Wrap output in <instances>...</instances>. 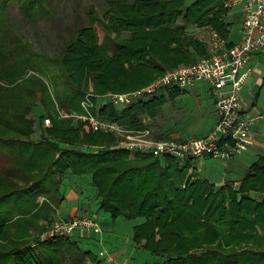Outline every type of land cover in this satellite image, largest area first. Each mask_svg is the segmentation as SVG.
<instances>
[{
  "label": "trees",
  "instance_id": "16d2710c",
  "mask_svg": "<svg viewBox=\"0 0 264 264\" xmlns=\"http://www.w3.org/2000/svg\"><path fill=\"white\" fill-rule=\"evenodd\" d=\"M187 1L108 0L102 17L92 5L90 26L77 21L54 56L34 49L11 15L16 5L31 22L50 18L52 0H0V237L43 204H60L73 179L93 184L99 209L113 220L143 218L134 245L161 258L144 264H264V155L238 186L217 185L198 176L195 159L129 151L114 134L56 111L58 104L81 113L87 93L135 90L207 57L208 43L188 28L211 27L227 38L230 0ZM184 92L171 90L170 99ZM99 97V116L130 126L155 117L167 101L159 95L120 106ZM81 241L57 236L1 247L0 264H111Z\"/></svg>",
  "mask_w": 264,
  "mask_h": 264
},
{
  "label": "built area",
  "instance_id": "2783aa9c",
  "mask_svg": "<svg viewBox=\"0 0 264 264\" xmlns=\"http://www.w3.org/2000/svg\"><path fill=\"white\" fill-rule=\"evenodd\" d=\"M241 2L244 19L241 40L238 43L230 47L215 45L207 57L167 70L147 85L133 91L111 92L102 97L87 93L81 102V113L58 110L60 116L87 122L95 132L116 135L118 147L155 157H173L180 163L200 157L230 161L241 156L255 142V133L251 127L255 117L244 111L240 91L250 73L243 69L253 54L264 49V0ZM197 82L210 85L218 115L215 127L203 136L164 137L147 124L130 126L118 120L103 118L95 111V97L103 98L114 105H129L151 97L167 95L168 90L173 88L191 87ZM44 125L49 127L51 119L46 118ZM77 230L102 234L99 221L88 214H82L69 221L55 222L44 237L73 236ZM99 255L114 261L113 256L106 250H101Z\"/></svg>",
  "mask_w": 264,
  "mask_h": 264
},
{
  "label": "rangeland",
  "instance_id": "374dc122",
  "mask_svg": "<svg viewBox=\"0 0 264 264\" xmlns=\"http://www.w3.org/2000/svg\"><path fill=\"white\" fill-rule=\"evenodd\" d=\"M192 1L193 0H188L187 3L189 4ZM92 5L95 6L98 17H102L109 7L108 0H52L54 13L50 18H38L36 21L31 22L21 14L16 5L13 6L11 15L19 31L24 34L25 38L31 43L34 49L44 50L50 55L57 56L65 42L72 36L77 21H80L84 26H90V19L87 12ZM239 8L240 4H235V9L238 10ZM198 31L199 29L196 26H190L188 28L189 36L196 37L200 35ZM128 34L127 32H123L122 35L128 36ZM194 98L197 101L202 99L197 97L194 92L188 91L177 100L167 102L161 108L159 115L156 118L149 119V122L154 123L151 125L157 129L168 128L171 131H173L176 126L182 127L185 123L183 126L184 131L181 133V136L190 137L202 135L205 131L204 127H201L203 124L200 123L195 125L194 121L189 120L188 117L184 116V112L179 110L180 107L185 109L194 108ZM56 109L59 117L61 116L58 110L67 113L75 112L61 109L58 104H56ZM117 141L118 139L116 136V143ZM196 168L199 177L210 178L209 180H212L211 176H214L216 172H221L224 166L223 163L218 160L199 158L196 161ZM62 190L65 197H67V204L78 207L85 205L86 209L90 212L88 215L98 220L101 224L102 234L92 235L93 233L91 234V232L76 231L73 237L81 238L83 246L92 249L97 254H99L101 250L108 251L113 256L114 261L106 260V263L144 264L146 262L157 263L161 261L160 257L134 245V226L142 222L143 218L131 220L125 217H119L113 220L109 213L99 209L93 184H83L79 187V184L77 185L73 179H67ZM72 190H75L78 196L76 193L75 197L70 196ZM254 195L258 196L256 194ZM44 202L45 200L43 198L39 199V205H42ZM67 204L64 206L66 207ZM59 205V203H55L52 204L51 207H47L43 204L39 210L24 218L25 220L23 222H18L10 227V232L12 233L9 232L6 237H0V248L4 247L5 249H10L17 243L33 242L38 238L40 241L53 238H45L44 236L55 222L61 220L69 221L58 218L56 210ZM81 210L83 211L84 208ZM83 213L85 212H81L80 214ZM19 239L20 242L15 241Z\"/></svg>",
  "mask_w": 264,
  "mask_h": 264
},
{
  "label": "crops",
  "instance_id": "0c3cea01",
  "mask_svg": "<svg viewBox=\"0 0 264 264\" xmlns=\"http://www.w3.org/2000/svg\"><path fill=\"white\" fill-rule=\"evenodd\" d=\"M238 3L240 4V8L237 10L235 9V4L237 5ZM228 7L229 12L226 20L229 23V34L227 38L218 37L216 32L211 27L200 28L196 26L199 29L198 32L200 33V35L196 37H199L200 39L208 43L210 52L215 45L221 47H230L241 40V29L244 19V15L242 12V2L241 0H230L228 3ZM244 70H249L250 73L245 84L241 88L240 96L244 111L255 117V121L251 126L252 130L255 133V142L253 146H251L244 154L238 157H234L230 161L214 159L222 162L224 166L221 172H216L214 176H211L212 180L210 181L216 183L217 185H222L228 180H235V185L238 186L240 183L239 180L241 179V176L243 175L247 167H249L258 158L259 155H264V49L257 51L252 55L249 63L243 69V71ZM177 89L179 88L170 89L168 90V94L164 95L165 99L167 100L166 103L177 100L181 95L185 94L188 91H192L195 93V95H197V97L202 98L199 101H197L195 98L193 99L195 102L193 104L195 105L194 108L185 109L183 107H180L179 110L184 112V116L188 117L189 120L194 121L195 125L202 123L203 126L201 127H204L205 131L200 136L206 135L215 127L218 121V115L216 112L214 98L210 90V85L206 82H197L191 87L180 89L185 90V92L177 96L174 100H171L170 91ZM159 113L160 111L155 117H144L142 123L153 127L151 124L154 123L149 122V119L151 120L152 118H156ZM184 125L185 123L182 125V127L176 126L173 131L168 128H153L160 136L168 135L175 137H184L181 136V133H183L184 131ZM200 158L213 159L210 157ZM198 159L199 158L195 159V164ZM75 193L76 191L72 190L70 196L75 197ZM65 204H67V197H65L57 207L56 213L59 219L61 218L70 220L74 216L82 215L80 214L81 212H85L83 214L90 213L86 209L85 205L78 207L70 206L69 204H67V206L65 207ZM82 208H84L83 211L81 210Z\"/></svg>",
  "mask_w": 264,
  "mask_h": 264
}]
</instances>
